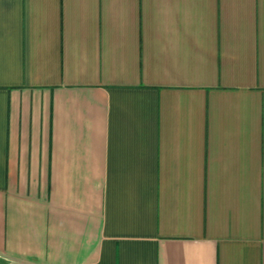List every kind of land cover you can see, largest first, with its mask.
I'll return each mask as SVG.
<instances>
[{"label": "crops", "instance_id": "1", "mask_svg": "<svg viewBox=\"0 0 264 264\" xmlns=\"http://www.w3.org/2000/svg\"><path fill=\"white\" fill-rule=\"evenodd\" d=\"M0 264H264V0H0Z\"/></svg>", "mask_w": 264, "mask_h": 264}]
</instances>
